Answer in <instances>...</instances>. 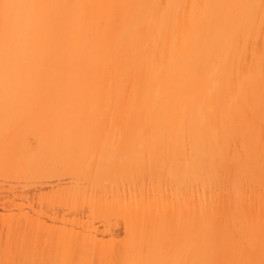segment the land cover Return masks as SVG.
I'll return each mask as SVG.
<instances>
[{
	"label": "bare ground",
	"instance_id": "1",
	"mask_svg": "<svg viewBox=\"0 0 264 264\" xmlns=\"http://www.w3.org/2000/svg\"><path fill=\"white\" fill-rule=\"evenodd\" d=\"M0 264H264V0H0Z\"/></svg>",
	"mask_w": 264,
	"mask_h": 264
},
{
	"label": "snow or ice",
	"instance_id": "2",
	"mask_svg": "<svg viewBox=\"0 0 264 264\" xmlns=\"http://www.w3.org/2000/svg\"><path fill=\"white\" fill-rule=\"evenodd\" d=\"M20 7L19 5H13V4H8V3H3L0 4V9H3V15H4V20L5 23L8 22L9 17H10V9Z\"/></svg>",
	"mask_w": 264,
	"mask_h": 264
}]
</instances>
